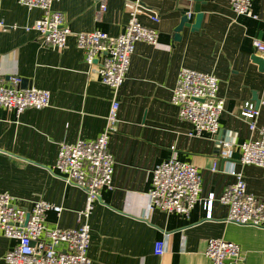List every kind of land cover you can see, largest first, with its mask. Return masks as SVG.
Wrapping results in <instances>:
<instances>
[{"label":"crops","instance_id":"0c3cea01","mask_svg":"<svg viewBox=\"0 0 264 264\" xmlns=\"http://www.w3.org/2000/svg\"><path fill=\"white\" fill-rule=\"evenodd\" d=\"M159 14L141 22L159 31L157 43H136L127 78L114 91L105 85L97 63L89 65L74 36L64 48L46 44L25 26L43 12L17 0H0V18L17 29L0 33V68L5 78L20 77L26 88L51 92L50 106L27 109L20 116L0 108V193H9L20 207L31 209L37 201L62 208L47 213L49 228L78 229V213L85 207L83 189L67 183L55 168L61 143L94 140L107 128L112 103L118 100V123L110 136L109 151L115 161L113 185L103 188L88 220L92 264H212L205 251L210 239L238 244L242 258L232 264H264V228L227 220L229 206L219 198L234 182L231 164L243 172L247 191L264 200V169L240 162L239 145L258 137L241 116L251 101L264 125V70L254 60L255 43L264 42V0H251L257 17L238 15L229 0H208L200 29L184 27L175 39L183 9L191 13L190 0H142ZM98 15L93 0H58L54 9L66 14L73 32H124L129 21L124 0H106ZM182 68L214 74L219 96L225 102L220 131L215 137L197 135L193 125L180 118L172 102ZM235 145L232 160L217 156L219 142ZM171 160L193 164L201 176V198L189 215L150 207L153 171ZM215 165V169H214ZM214 194L211 217L204 203ZM168 234V237H166ZM164 242L165 253H155ZM17 241L0 235V264Z\"/></svg>","mask_w":264,"mask_h":264},{"label":"built area","instance_id":"2783aa9c","mask_svg":"<svg viewBox=\"0 0 264 264\" xmlns=\"http://www.w3.org/2000/svg\"><path fill=\"white\" fill-rule=\"evenodd\" d=\"M17 1L43 12L41 19L24 27L26 31H36L46 44L56 48H64L69 37L74 36L78 48L84 51L85 61L89 65L97 63L102 82L114 91L127 78L136 43L144 41L155 44L159 38L156 28L148 27L140 20L141 15L145 14L155 23L160 21L159 14L144 5L142 0H124L129 21L124 32L118 36L103 31L73 32L66 14L54 9L58 0ZM93 1L98 5V15L106 11V0ZM229 1L238 15L257 17L252 13L251 0ZM17 28L18 25H8L0 18V33ZM255 55L264 59V42L255 43ZM21 82L22 79L17 76L5 78L0 68V108L20 116L27 109L41 110L50 106L49 90L24 89L20 86ZM172 102L178 108L180 118L190 122L197 135H218L225 102L219 96L217 76L182 68ZM119 105L118 100L113 101L107 117V128L99 137L89 141L61 143L59 147L55 166L58 175L86 193L85 207L78 213V229L48 227L47 213L62 211L57 205L42 200L34 203L31 209H26L18 206L11 194L0 193V235L17 241L5 257L8 264H92L88 255L91 243L88 220L95 203L100 201L101 190L113 185L115 161L109 151V141L118 123ZM240 114L249 121L250 129L258 132L257 138L239 145L240 162L264 169V125H259L257 121L259 109L255 103L247 101L242 105ZM234 150L232 141H220L217 156L230 161ZM227 172L235 179L219 198L229 206L227 220L264 228V200L247 191L245 176L234 164ZM201 191V176L195 165L177 160L164 162L153 171L150 207L189 215L195 205L203 203ZM215 198L211 194L204 203L207 218L211 217ZM164 244L157 243L155 253L158 256L165 253ZM205 254L212 264H232L242 258L240 246L223 239H210Z\"/></svg>","mask_w":264,"mask_h":264},{"label":"water","instance_id":"95a60500","mask_svg":"<svg viewBox=\"0 0 264 264\" xmlns=\"http://www.w3.org/2000/svg\"><path fill=\"white\" fill-rule=\"evenodd\" d=\"M195 2L194 5V13L196 15L195 21L191 23L189 21V16L188 13L185 12L183 9L181 10L182 12V18L179 26L175 29V39L179 41L181 39L180 32L184 29V27L191 28L192 31H196L200 29L202 20L204 17L203 12L201 11V7L203 4H205L208 0H190ZM254 60L261 66V69L264 68V59L258 57V56H253ZM22 88H26L25 81L22 79V82L20 84ZM28 220V217H27Z\"/></svg>","mask_w":264,"mask_h":264}]
</instances>
